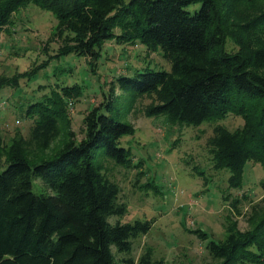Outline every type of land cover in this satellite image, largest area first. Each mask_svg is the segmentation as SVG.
Segmentation results:
<instances>
[{
  "label": "trees",
  "instance_id": "trees-1",
  "mask_svg": "<svg viewBox=\"0 0 264 264\" xmlns=\"http://www.w3.org/2000/svg\"><path fill=\"white\" fill-rule=\"evenodd\" d=\"M25 3L55 17L56 34L64 40L58 55L74 52L95 61L105 39L159 47L170 70L120 76L110 95L115 87L134 96L155 94L158 101L146 114H164L180 123L198 125L229 113L240 115V128H214V166L228 169L232 187L241 185L247 161L259 163L264 171V71L256 70L264 49L225 48L216 0H0V30ZM263 24L264 9L241 26L249 31ZM27 75L0 79V87L16 85L19 76ZM79 94L74 85L54 88L29 103L24 116L33 120L31 141L48 147L59 124L68 123L63 98ZM102 103L82 117L83 136L77 140L73 131L65 130L61 145L48 157L32 159L30 141L20 135L7 149L0 138V264H162L148 251L134 259L116 257L111 249L129 252L132 239L146 233L149 223L109 221L126 206L118 200L119 187L108 177L107 165H130L128 149L119 140L132 135L134 127L102 112ZM35 177L51 192L33 191ZM260 184L264 188V179ZM256 209L250 228L228 229L222 240L207 241L216 264H264V209L257 214Z\"/></svg>",
  "mask_w": 264,
  "mask_h": 264
},
{
  "label": "rangeland",
  "instance_id": "rangeland-1",
  "mask_svg": "<svg viewBox=\"0 0 264 264\" xmlns=\"http://www.w3.org/2000/svg\"><path fill=\"white\" fill-rule=\"evenodd\" d=\"M216 2L222 11L227 50L247 46L264 49V24L249 31L241 26L264 9V0ZM55 26L56 19L49 11L25 3L14 11L11 23L0 30V79L28 73V77L19 76L16 85L0 87L3 149L20 135L30 141L32 159L48 157L61 145L65 130L70 129L80 139L84 114L106 101L102 112L134 127L132 135L119 140L128 149L130 165H107L108 177L119 187L118 200L126 206L123 214L111 215L109 221L149 223L146 233L132 239L129 252H117L111 246L113 253L137 259L148 251L162 264H216L206 249L207 241L222 240L228 229L250 228L252 208H257L256 214L264 209V188L260 184L264 171L259 163L247 161L241 185L232 187L228 185V169L215 167L212 158L214 128L234 131L242 126V117L229 113L194 125L172 121L164 114L149 116L146 109L158 101L155 94L134 96L115 87L110 95V87L120 76L170 70V61L159 47L149 49L139 42L105 39L95 61L74 52L58 55L64 40L56 34ZM256 70L264 71L263 60ZM73 85L80 88L81 94L63 98L68 123L65 126L61 122L49 146L40 148L31 141L33 120L24 116L25 108L42 95L51 94L54 88ZM107 102L111 104L109 110ZM33 191L51 192L39 177L33 181ZM199 232L206 236L201 238Z\"/></svg>",
  "mask_w": 264,
  "mask_h": 264
}]
</instances>
